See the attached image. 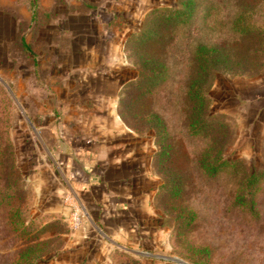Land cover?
<instances>
[{"label": "rangeland", "instance_id": "1", "mask_svg": "<svg viewBox=\"0 0 264 264\" xmlns=\"http://www.w3.org/2000/svg\"><path fill=\"white\" fill-rule=\"evenodd\" d=\"M179 2L38 0L36 25L24 0H0V86L11 98L8 138L24 218L34 222L30 236L46 243L38 264H114L115 253L139 264H193L192 249L204 247L205 264H264V181L254 212L233 203L243 177L264 170V0H193L191 21L164 31L149 53L168 76L136 108L158 115L170 136L169 166L183 179L173 208L158 197L153 131L139 117L119 116L137 75L127 39L152 10ZM241 12L257 23L256 36L232 31ZM199 46L237 54L239 65L216 72L206 89L208 114L230 126L223 150L240 161L236 175L207 176L199 163L206 142L188 131L186 91ZM67 195L81 207L76 230ZM176 209L194 216L180 237ZM7 217L0 208V264H15L27 242Z\"/></svg>", "mask_w": 264, "mask_h": 264}, {"label": "trees", "instance_id": "2", "mask_svg": "<svg viewBox=\"0 0 264 264\" xmlns=\"http://www.w3.org/2000/svg\"><path fill=\"white\" fill-rule=\"evenodd\" d=\"M24 1L29 12L30 23L37 25L40 15L38 0ZM178 5L172 10L167 8L152 10L145 19V27L127 39L125 46H130L135 51L137 75L127 85V91L124 92L121 100L122 108L119 111L121 119L126 118V115L130 118L139 117V124L153 131L156 148L154 163L163 177L158 197L164 199L168 209L174 207L173 203L181 197L183 192L182 177L169 166L172 158L170 136L158 115L150 114L143 117L136 107L146 97L151 96L168 76L164 63L149 53L161 44L164 31H173L179 26L188 24L192 19L193 0H180ZM232 31L236 36L250 38L256 36L259 28L254 20L247 17L245 12H241L232 24ZM22 47L26 55L34 58L28 45L22 42ZM194 62L195 73L188 82L186 100L190 107L189 134L200 137L206 142L200 157V168L212 178L226 170L236 175L239 172L238 168L241 167L240 161L226 159L223 150L228 141L230 126L225 120L208 114L206 89L216 72L221 70L228 72L235 68V65H239L237 54L233 55L230 52L228 54L217 47L199 46L194 53ZM11 116V98L0 86V208L6 209L7 222L12 230L23 239L25 238L27 242L24 249L18 253L15 264H38L46 249V243L38 242L34 239V235L30 236L34 222H26L24 218L22 182L13 157L12 144L8 138ZM262 181H264V170L247 173L234 195V205L254 212L255 197ZM175 212L177 213L175 220L181 221L175 228L176 237H180L183 235L182 232L187 230L194 216L181 209H176ZM192 250L193 264H202V261L205 264L210 260L209 248ZM112 261L114 264H139L123 253H115Z\"/></svg>", "mask_w": 264, "mask_h": 264}, {"label": "built area", "instance_id": "3", "mask_svg": "<svg viewBox=\"0 0 264 264\" xmlns=\"http://www.w3.org/2000/svg\"><path fill=\"white\" fill-rule=\"evenodd\" d=\"M64 201L68 207L69 214L71 216V227L72 229L76 230L80 222L79 218L81 214V207L74 199H72L70 195H67Z\"/></svg>", "mask_w": 264, "mask_h": 264}, {"label": "crops", "instance_id": "4", "mask_svg": "<svg viewBox=\"0 0 264 264\" xmlns=\"http://www.w3.org/2000/svg\"><path fill=\"white\" fill-rule=\"evenodd\" d=\"M29 20H30V16H29ZM88 168V167H87Z\"/></svg>", "mask_w": 264, "mask_h": 264}]
</instances>
